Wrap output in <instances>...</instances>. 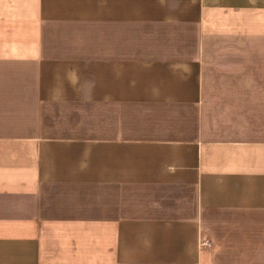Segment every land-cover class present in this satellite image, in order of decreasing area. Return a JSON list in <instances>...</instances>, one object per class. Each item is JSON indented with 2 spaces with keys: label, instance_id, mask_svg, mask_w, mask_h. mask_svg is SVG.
Masks as SVG:
<instances>
[{
  "label": "crops",
  "instance_id": "1",
  "mask_svg": "<svg viewBox=\"0 0 264 264\" xmlns=\"http://www.w3.org/2000/svg\"><path fill=\"white\" fill-rule=\"evenodd\" d=\"M0 264H264V0H0Z\"/></svg>",
  "mask_w": 264,
  "mask_h": 264
},
{
  "label": "built area",
  "instance_id": "2",
  "mask_svg": "<svg viewBox=\"0 0 264 264\" xmlns=\"http://www.w3.org/2000/svg\"><path fill=\"white\" fill-rule=\"evenodd\" d=\"M201 245H203L204 247H210V243L208 241H204L203 243H201Z\"/></svg>",
  "mask_w": 264,
  "mask_h": 264
}]
</instances>
